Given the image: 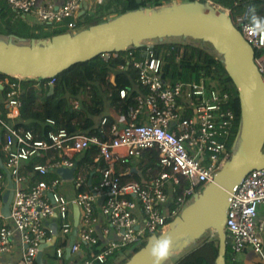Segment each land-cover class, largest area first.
<instances>
[{
	"label": "built area",
	"instance_id": "obj_1",
	"mask_svg": "<svg viewBox=\"0 0 264 264\" xmlns=\"http://www.w3.org/2000/svg\"><path fill=\"white\" fill-rule=\"evenodd\" d=\"M5 1L10 8L32 16L37 22L62 23L69 32H76L84 0H64L57 6L38 0ZM95 2L87 0V10ZM221 9L228 14L229 9ZM232 21L253 47V61L264 81V25L259 28L244 16ZM169 39L163 41L175 42ZM157 42L161 41H142L143 49L138 53L134 46L122 50V58L135 75L130 86L118 89V96L123 99L133 91L134 104L129 105L125 113L111 107L100 116L98 128L102 137L96 133L68 132L59 127L44 138H36L17 121L19 81L24 77L5 74L0 79L1 86H8L6 118L0 116V157L14 184L9 216L4 217L1 196L7 189V179L1 169L0 218L9 219L11 224L0 225V253L12 248L11 236L16 230L23 246L22 262L35 264L39 244L52 235L47 220L53 218L58 260L63 262L78 251L76 262L66 264H95L114 253L117 260L123 259L149 236L163 232L230 157L233 146H227L226 141L235 125L230 95L206 84L203 78L166 81L165 60L152 48ZM171 51L178 55L180 47L172 44L168 49ZM119 52L99 56L107 59L116 57ZM117 68L125 67L119 64ZM47 84H53L52 77ZM73 107H78L77 100L73 101ZM108 116L112 122L106 127ZM48 122L54 125V120ZM89 148L95 153L88 160L80 161L81 154ZM145 150L156 152L159 170L143 184L122 180L118 171H130L132 165L125 162L142 160ZM40 153L46 155L47 160L34 165V173L46 176L53 172L54 177L30 180L21 169ZM136 163L133 167L137 170ZM58 167L73 168L71 178L63 179L55 173ZM95 167L99 170L98 178L92 177ZM181 179L187 183L184 187L180 186ZM64 182L68 184L62 186ZM261 206H264V167L249 171L232 193L223 225L232 262L237 261L240 254L252 251L264 264ZM74 207L78 209L76 235L66 256ZM59 236L64 238L63 245L57 244Z\"/></svg>",
	"mask_w": 264,
	"mask_h": 264
},
{
	"label": "water",
	"instance_id": "obj_2",
	"mask_svg": "<svg viewBox=\"0 0 264 264\" xmlns=\"http://www.w3.org/2000/svg\"><path fill=\"white\" fill-rule=\"evenodd\" d=\"M82 7L79 16L86 12L87 0L82 2ZM247 14H244V18ZM187 37L211 44L221 55L225 72L237 90L240 121L232 143L233 150L212 180L192 197L167 228L149 236L123 264H152L147 249L155 239L171 237L172 246L175 244L180 251L187 243L178 242L181 238L191 236L198 239L207 230H213L216 234L218 251L214 264H228L223 225L232 193L249 171L264 167V81L253 61V47L234 25L229 14L209 2L199 0H173L160 6L140 7L76 32L66 31L49 38L19 42L13 41L12 37L7 40L0 38V73L47 79L101 53L122 51L130 46L140 47L142 41L147 39L163 41L165 38ZM111 80H114L113 75ZM52 90L53 84H49V92ZM0 169L7 179V189L1 196V213L7 217L14 184L1 157ZM54 171L63 179H70L73 168L58 167ZM77 222L78 209L74 207L73 229L65 248L66 256L75 240ZM51 231L50 239L38 246L36 264H43L44 250L56 242L55 223ZM171 256L170 252L161 264Z\"/></svg>",
	"mask_w": 264,
	"mask_h": 264
},
{
	"label": "trees",
	"instance_id": "obj_3",
	"mask_svg": "<svg viewBox=\"0 0 264 264\" xmlns=\"http://www.w3.org/2000/svg\"><path fill=\"white\" fill-rule=\"evenodd\" d=\"M173 0H99L94 6L81 15L82 20H77V26L84 24V28L89 25L103 21L102 17H114L129 10H135L146 6H160L171 3ZM194 1V0H176ZM210 4L229 9L228 14L231 19L237 16H244L247 12L246 20L257 27L264 25V0H199ZM87 13V14H86ZM54 23H40L28 19L27 15L10 8L5 0H0V38L7 40L12 37L13 41L29 40L32 38H49L52 35L68 31L64 26H54ZM54 26V27H53ZM83 29V28H81ZM180 47V53L176 55L173 51L168 52L172 45ZM155 54L165 60L164 78L173 83L175 81H191L203 78L208 85H212L219 90L227 91L230 95V106L235 114V125L226 141L227 146H231L238 131L240 121V109L237 90L224 69V64L219 55L212 47L207 49L198 43L190 42H157L152 47ZM143 47H137L135 53ZM123 51L116 57L110 56L107 59L94 57L85 62H78L66 70L52 77L53 90L49 92L47 79H37L24 77L20 83V106L17 121L30 129L36 138H44L47 133L54 128H65L68 132L96 133L99 136L98 120L101 115L106 114L108 107L125 113L129 105H133V91H129L127 96L121 99L118 96L119 88H126L131 85L135 71L122 58ZM258 54V52H256ZM119 64L124 65V69L117 68ZM111 75L114 80H111ZM5 74L0 73V79ZM7 85L0 88V116L6 118L7 106L5 103V93ZM78 101V107H73V101ZM54 120V125L48 122ZM112 119L108 116L105 124L109 127ZM102 137V136H101ZM95 153L93 148H89L81 154L80 161H86ZM143 158L136 163L138 172L118 171L122 180H136L140 183L148 181L158 170L157 154L153 150H145ZM1 156V153H0ZM46 155L43 153L31 157L22 167L21 172L30 180L50 179L53 172L46 176L34 173L33 166L45 163ZM130 161L125 162V165ZM145 168V169H144ZM0 171H2L0 169ZM92 177H99V170L95 167ZM143 178V179H142ZM187 183L181 179L180 186ZM178 188L177 193L180 192ZM176 194V193H175ZM174 195V194H173ZM85 249V245H81ZM142 246V245H141ZM140 246V247H141ZM138 247V248H140ZM137 248V249H138ZM50 249V248H49ZM44 251L45 256H49L50 250ZM136 249V250H137ZM218 244L214 237H202L197 239V244L182 255H179L170 264H214L217 256ZM229 245L227 242L226 262L228 264H261L260 258L254 253L246 251L243 260L232 262L229 257ZM53 260L57 259L56 254H50ZM129 256L117 260L115 253L106 257L103 262L95 264H123ZM231 261H229V260ZM46 261V260H45ZM36 264V263H35Z\"/></svg>",
	"mask_w": 264,
	"mask_h": 264
},
{
	"label": "crops",
	"instance_id": "obj_4",
	"mask_svg": "<svg viewBox=\"0 0 264 264\" xmlns=\"http://www.w3.org/2000/svg\"><path fill=\"white\" fill-rule=\"evenodd\" d=\"M62 1H64V0H38V2H51V3H53L56 6L59 5ZM91 1H94V0H91ZM95 1H97V0H95ZM27 17H28V19L34 20V18L32 16H28L27 15ZM109 108H111V107H108L107 112L109 111ZM133 165L131 166L130 171L138 172V170H136V168H134ZM259 217L264 219V206H261L259 208ZM3 223L8 224V225L11 224L9 219L0 218V225L3 224ZM53 224H54V219L53 218H50V219L47 220V225H48V227L50 229H51ZM263 236H264V234H263ZM61 239L62 240H60V237H59V240H58L57 244L63 245V243H65L64 242V238L62 237ZM11 244H12V248L9 251L0 253V264H24L22 262V260H21L22 247L23 246L21 244L20 233L18 231H16V230H13V232H12ZM49 248L50 247H48L46 249H49ZM248 252L252 253V251H248ZM77 255H79V251L76 252V253L75 252L71 253L70 257H69L70 261H75L77 259ZM43 256H44V252H43ZM245 257H246V252L243 253V254H240L238 256V260H243ZM43 264H64V262H62L60 260H54V261H52V263H50L49 261H45L43 259Z\"/></svg>",
	"mask_w": 264,
	"mask_h": 264
},
{
	"label": "rangeland",
	"instance_id": "obj_5",
	"mask_svg": "<svg viewBox=\"0 0 264 264\" xmlns=\"http://www.w3.org/2000/svg\"><path fill=\"white\" fill-rule=\"evenodd\" d=\"M97 1H99V0H97ZM90 12V9L89 10H87V13H89ZM86 13V14H87ZM111 16V15H110ZM110 16H104V17H102L103 19L102 20H104V19H106V18H109ZM83 16H79L78 17V21L79 20H82L81 18H82ZM55 27L56 26H64L62 23H54L53 24ZM53 26V27H54ZM65 27V26H64ZM81 28H84V24L83 25H81L80 24V26L78 25L77 26V28L76 29H74V30H80ZM67 29V28H66ZM68 30V29H67ZM74 30H71V31H74ZM169 40H171V41H180V42H190V43H198L199 45H202L203 47H205V48H207V49H210V47H212L211 46V44L210 43H202L201 41H199V40H194V39H192V38H170ZM141 161V160H140ZM137 161H130V164L131 165H133V164H135ZM145 169V168H144ZM51 177H54V175H51ZM68 184V182H64L63 183V185L62 186H66ZM59 188H60V186H59ZM202 237H207V238H210V237H214V238H216V234H215V232L214 231H210V230H207L205 233H203V235H201ZM185 238H187V243H186V246L183 248V250H180V251H178V249H177V251H174V253L172 254V256L169 258V259H167L163 264H170V263H172L179 255H182V254H184L185 252H187L188 250H190L192 247H194L196 244H197V239H192L191 238V236H187V237H185ZM60 246V245H59ZM56 245H52L51 247H50V253H49V256H45V260L46 261H49L50 263H52V261H54L53 260V258H52V256L50 255V254H56ZM228 254H229V252H228ZM56 260H58V259H56ZM229 260V259H228ZM230 261V260H229ZM65 264L68 262V261H63ZM231 262V261H230Z\"/></svg>",
	"mask_w": 264,
	"mask_h": 264
},
{
	"label": "clouds",
	"instance_id": "obj_6",
	"mask_svg": "<svg viewBox=\"0 0 264 264\" xmlns=\"http://www.w3.org/2000/svg\"><path fill=\"white\" fill-rule=\"evenodd\" d=\"M171 246V237L155 239L147 249V255L152 264H161V261H164L170 255Z\"/></svg>",
	"mask_w": 264,
	"mask_h": 264
},
{
	"label": "bare ground",
	"instance_id": "obj_7",
	"mask_svg": "<svg viewBox=\"0 0 264 264\" xmlns=\"http://www.w3.org/2000/svg\"><path fill=\"white\" fill-rule=\"evenodd\" d=\"M59 237H60V240H62V239H61L62 236H59ZM185 237H186V236H184L183 238H181L178 242H181V241H187V238H185ZM174 245H175V244H174ZM174 245L172 246L171 254H173L174 251H177V249H176V247H175ZM66 261L70 262V259L67 258ZM75 262H76V260H75Z\"/></svg>",
	"mask_w": 264,
	"mask_h": 264
}]
</instances>
